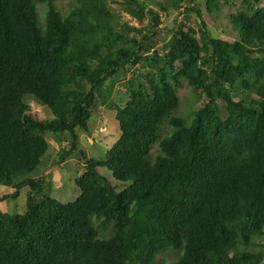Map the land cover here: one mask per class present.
<instances>
[{"label": "trees", "instance_id": "1", "mask_svg": "<svg viewBox=\"0 0 264 264\" xmlns=\"http://www.w3.org/2000/svg\"><path fill=\"white\" fill-rule=\"evenodd\" d=\"M228 1H116L137 26L109 0H0V202L27 187L23 212L0 208V264H264V0L226 14L234 39L205 21ZM171 11L185 21L162 34ZM181 80L204 98L189 116L173 114ZM104 103L119 136L93 158L78 131ZM45 155L74 200L30 176Z\"/></svg>", "mask_w": 264, "mask_h": 264}, {"label": "rangeland", "instance_id": "2", "mask_svg": "<svg viewBox=\"0 0 264 264\" xmlns=\"http://www.w3.org/2000/svg\"><path fill=\"white\" fill-rule=\"evenodd\" d=\"M121 1V0H116ZM112 2L111 6L119 12L118 21H129L130 24H134L140 26L127 12L120 9L119 2ZM73 0H56V5L61 8L63 11L68 9V6L72 4ZM241 0H233L228 1L226 3L221 2V10L219 11L218 15H211L210 18L205 16V21L211 27L212 32L217 36H225L230 39L236 38L237 34L231 28V25L226 18V14L230 11H234L237 6H239ZM42 7V5H41ZM175 11H171L169 15L164 17L161 16V23L160 33H165L167 29H170L175 26V22L185 21L181 15L178 16L177 20L175 21ZM148 21V17L144 19L143 23L145 24ZM188 21V23H192ZM142 24V23H141ZM166 29V30H165ZM223 30V31H222ZM160 43L157 46V49H161ZM142 71L139 70L136 73H140ZM133 71L126 72L124 76H120L114 85L112 99L118 101L119 99L117 96L124 93L126 85L124 84L125 80H128L132 76ZM138 73V74H139ZM137 75V74H136ZM138 76V75H137ZM142 78V77H140ZM176 93L179 97V106L177 110L173 114L189 116L192 111L196 110L204 101L203 97L197 96L192 88L184 81L181 80V83L176 87ZM111 100V97L109 98ZM108 99V100H109ZM29 104L31 110L37 117L46 118V117H53L50 110L45 109L41 105L35 103L33 100H29ZM114 108H108L107 105L101 104L99 105L98 109L94 111L90 120H89V127L87 131H78V138L77 142L86 152L87 155L93 158H103L106 150L111 146L112 142L117 139L119 136V127L118 121L114 118L115 110ZM67 135L61 134L56 136H50L49 142L51 148L49 149L52 153L58 151L64 144L67 143ZM156 148L155 145L152 146V150ZM48 150V153H49ZM47 155V153H46ZM45 155V156H46ZM42 158L41 164L37 167L35 171H33L30 176H40L44 175L46 178L45 180L50 181L52 183V196L62 202H69L74 200L78 194L79 189L73 183V179L71 178V173L68 172L67 169L63 170L59 166H52L49 168V171L46 170V166L50 163L48 161V157L46 159ZM80 156L76 158V163H81ZM79 161V162H78ZM74 163V162H73ZM74 165V164H73ZM75 166V165H74ZM81 168V165L79 164ZM51 172V173H50ZM29 176V175H28ZM48 177V178H47ZM14 189L0 185V196L4 194H11L13 193ZM27 187L22 190L20 195L14 198H7L0 202V208L9 213L15 212H23L25 207V201L27 196ZM176 253L174 252H167L163 254H159L156 258L157 264H163L165 261H171L175 258Z\"/></svg>", "mask_w": 264, "mask_h": 264}]
</instances>
